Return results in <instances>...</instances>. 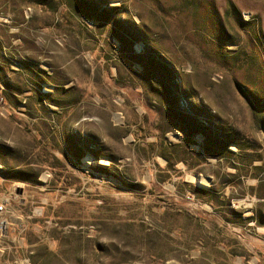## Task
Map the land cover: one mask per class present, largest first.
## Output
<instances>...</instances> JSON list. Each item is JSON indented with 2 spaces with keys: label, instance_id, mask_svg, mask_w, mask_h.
<instances>
[{
  "label": "rangeland",
  "instance_id": "rangeland-1",
  "mask_svg": "<svg viewBox=\"0 0 264 264\" xmlns=\"http://www.w3.org/2000/svg\"><path fill=\"white\" fill-rule=\"evenodd\" d=\"M0 264H264V0H0Z\"/></svg>",
  "mask_w": 264,
  "mask_h": 264
},
{
  "label": "built area",
  "instance_id": "built-area-1",
  "mask_svg": "<svg viewBox=\"0 0 264 264\" xmlns=\"http://www.w3.org/2000/svg\"><path fill=\"white\" fill-rule=\"evenodd\" d=\"M7 207V200L0 197V231L4 229L3 222L1 221V216L5 214Z\"/></svg>",
  "mask_w": 264,
  "mask_h": 264
}]
</instances>
